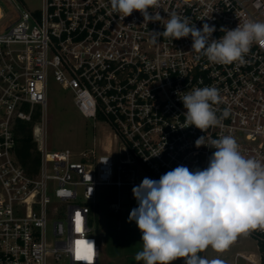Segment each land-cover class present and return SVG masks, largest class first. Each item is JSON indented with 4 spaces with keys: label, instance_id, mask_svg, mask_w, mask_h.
Listing matches in <instances>:
<instances>
[{
    "label": "built area",
    "instance_id": "obj_1",
    "mask_svg": "<svg viewBox=\"0 0 264 264\" xmlns=\"http://www.w3.org/2000/svg\"><path fill=\"white\" fill-rule=\"evenodd\" d=\"M159 3L162 20L147 22L139 11L122 18L110 0H42L41 8H16V18L0 30V264H88L77 258L81 241L92 247L91 264H99L92 203L98 185L137 186L123 165L137 160L157 179L180 165L203 170L216 149L198 148L196 140L206 136L210 145L226 135L245 157L264 162V45L253 43L243 64L221 65L192 50L191 36H161L153 43L152 33L163 32L176 13L201 30L204 23L214 25L218 40L221 28L264 22V0ZM52 78L71 91L84 117L112 129L120 155L130 154L122 166L108 146L78 159L68 148L49 149ZM206 86L219 90L217 116L229 114L222 127L204 132L190 126L181 97ZM20 121L33 123L40 154L34 173L17 155ZM248 235L259 246L264 242L262 229Z\"/></svg>",
    "mask_w": 264,
    "mask_h": 264
},
{
    "label": "clouds",
    "instance_id": "obj_2",
    "mask_svg": "<svg viewBox=\"0 0 264 264\" xmlns=\"http://www.w3.org/2000/svg\"><path fill=\"white\" fill-rule=\"evenodd\" d=\"M111 9L122 18L139 11L145 21H161L155 11L159 0H110ZM149 9L155 13L150 14ZM163 32H152L153 43L161 36L181 39L191 36L192 50L214 64H243L253 43L264 45V22L248 20L235 29L221 28L218 40L212 38L214 25L202 30L190 25L188 17L169 14ZM190 126L206 132L223 126L228 110L218 117L214 105L221 102L219 90L206 86L195 88L181 97ZM206 136L195 144L216 149L208 167L190 171L180 165L159 180L145 177L132 191L138 206L129 215L142 233L143 250L135 259L144 264H224L220 259H206L199 253L211 247L224 251L238 234L264 230V162L245 157L236 139L230 135L205 143ZM159 155V154H158Z\"/></svg>",
    "mask_w": 264,
    "mask_h": 264
},
{
    "label": "rangeland",
    "instance_id": "obj_3",
    "mask_svg": "<svg viewBox=\"0 0 264 264\" xmlns=\"http://www.w3.org/2000/svg\"><path fill=\"white\" fill-rule=\"evenodd\" d=\"M22 2L0 0V30L16 18V8L42 7V0ZM48 97L46 131L50 150L68 148L78 159L81 158L79 154L83 151L91 152L94 149L100 155L108 146L112 149V155L116 157L117 167L122 166L124 159L130 157L129 153L120 155L121 142L117 143L112 129L84 117L79 112L71 91L61 87L53 78L49 82ZM122 148L125 149L123 146ZM123 168L129 176H134L137 186L145 177L159 180L137 160L132 164L123 165ZM132 189L133 186L129 185L117 187L106 184L98 185L96 188V199L95 203H92L90 213V226L101 248L99 264H144L143 261L135 259L137 252L143 250L142 233L136 222H129L128 219L131 210L138 206ZM204 258L220 259L224 264H261V251L255 237L238 234L227 250L217 251L209 247L204 252ZM173 264H184L183 258L174 261Z\"/></svg>",
    "mask_w": 264,
    "mask_h": 264
},
{
    "label": "trees",
    "instance_id": "obj_4",
    "mask_svg": "<svg viewBox=\"0 0 264 264\" xmlns=\"http://www.w3.org/2000/svg\"><path fill=\"white\" fill-rule=\"evenodd\" d=\"M37 115V119H38ZM17 155L22 165L31 173L38 170L40 154L33 136V123L20 121L17 128ZM261 264H264V242L260 243ZM204 252L199 253L204 257Z\"/></svg>",
    "mask_w": 264,
    "mask_h": 264
},
{
    "label": "snow or ice",
    "instance_id": "obj_5",
    "mask_svg": "<svg viewBox=\"0 0 264 264\" xmlns=\"http://www.w3.org/2000/svg\"><path fill=\"white\" fill-rule=\"evenodd\" d=\"M78 245H84L82 250L79 246L77 248V258L81 260L88 261V264H91V258L94 255L91 245L88 242H78Z\"/></svg>",
    "mask_w": 264,
    "mask_h": 264
},
{
    "label": "bare ground",
    "instance_id": "obj_6",
    "mask_svg": "<svg viewBox=\"0 0 264 264\" xmlns=\"http://www.w3.org/2000/svg\"><path fill=\"white\" fill-rule=\"evenodd\" d=\"M0 16H1V9H0Z\"/></svg>",
    "mask_w": 264,
    "mask_h": 264
},
{
    "label": "crops",
    "instance_id": "obj_7",
    "mask_svg": "<svg viewBox=\"0 0 264 264\" xmlns=\"http://www.w3.org/2000/svg\"><path fill=\"white\" fill-rule=\"evenodd\" d=\"M109 148V147H108ZM107 150H110V149H107Z\"/></svg>",
    "mask_w": 264,
    "mask_h": 264
}]
</instances>
